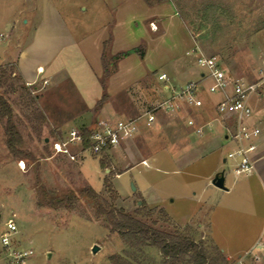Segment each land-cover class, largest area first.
Listing matches in <instances>:
<instances>
[{
    "label": "rangeland",
    "instance_id": "1",
    "mask_svg": "<svg viewBox=\"0 0 264 264\" xmlns=\"http://www.w3.org/2000/svg\"><path fill=\"white\" fill-rule=\"evenodd\" d=\"M163 5V36L161 31L153 33L147 26L142 27L132 49L138 51L129 54L131 57L123 62L119 75L106 79V92L114 97L109 96L95 112L81 94L80 89L93 87L94 78L78 47L80 44L92 57L93 73L104 74L106 64L114 72L115 64L126 56L112 60L116 54L111 52V45L99 43L96 37L87 42L82 39L112 14L98 0H0V67L14 68L10 81L15 87L11 91L7 85L0 92L5 91L10 99L14 120L24 137L25 153L16 157L9 151L4 123L0 121V255L3 253L5 263L1 238L8 231L6 222L12 219L18 228L11 236L13 243L35 251L24 264H112L110 257L114 254L133 264H171L154 246L125 244L105 218L96 216L94 200L80 193L87 185L117 208L139 214L159 226L192 223L195 230L189 233L197 240L198 223H203L208 241L217 227L223 229L225 210L221 203L214 204L222 199L210 196L209 200L198 202L197 198L199 185L216 168L228 177L234 175L230 159L224 162L231 149L230 140L224 137L225 133H232L230 117L225 118L229 128L217 136L219 141L214 147L211 138L212 133L219 132L217 126L211 129L212 133L205 129L199 135L192 127H186L180 116L158 111L159 121L154 127L141 121L135 136L100 154L84 153L79 145H71L76 156V160H71L51 149L53 140L67 139L71 128H92L101 115L127 120L151 110L164 95L158 78L151 75L167 71L164 64L185 56V50L192 46L207 56H215L229 75L258 81V69L264 59V0H163ZM37 25H41L38 34ZM70 38L81 43L66 48L56 61L67 62L66 70L46 81L48 67L46 74L26 81L19 71L20 53L26 51L33 68L40 62L46 65L50 62L49 52H43L42 47L53 43L57 48ZM140 49L143 55L139 54ZM99 53L105 59H97ZM194 63L195 56L188 59L186 68L180 67L171 75L181 82L195 80ZM209 83L207 80L204 91L200 90L204 106L191 112L205 121L216 117L215 104L221 98L208 91ZM250 103L263 120L264 81ZM38 110L47 117L41 134L32 128L36 124L33 113ZM73 196L76 200L72 203L69 199ZM61 200L63 205L58 203ZM208 222L210 229L205 225ZM94 246L99 247L96 253ZM239 254L234 260L239 259ZM241 254L246 256L245 252Z\"/></svg>",
    "mask_w": 264,
    "mask_h": 264
},
{
    "label": "crops",
    "instance_id": "2",
    "mask_svg": "<svg viewBox=\"0 0 264 264\" xmlns=\"http://www.w3.org/2000/svg\"><path fill=\"white\" fill-rule=\"evenodd\" d=\"M98 1L105 7L107 11L112 14V16L109 20L96 24L97 29L93 32H86L85 36H82V39L84 37L83 42H87L89 39L96 37L99 43H102L104 45L106 43H109V45H111L112 47L111 52L117 54L120 52L130 51L136 47L135 44L137 43L138 37H140L142 33V27L147 26L153 33L161 31L163 36V18L165 17L163 16V1H154L151 4L147 2V0ZM40 30L41 25H37L36 34H38ZM55 35H59V33ZM66 35H68V32H66ZM69 40V42H67L63 46L60 45L57 48L54 47L53 43H51L47 48L42 47L43 52L45 51V49H47L50 53H47L49 55L50 62H48L46 65H44L43 62H40L37 63L33 68L30 65L31 61H29L30 58L28 57L26 51L20 53V57L18 58L19 71L26 78V81H34L37 77L42 76V74H46V72H48V69L49 74H46L48 76L46 81L49 80L52 76L66 70L67 62L63 61L57 64L56 61L61 56V53L65 51L66 48H70L71 46H78V44L81 43L78 42V40H71V38ZM193 41L197 46V41L195 39ZM78 49L79 54L83 57L84 60L88 62L91 70H94L90 62V60H93L92 57L87 55L84 48L80 44ZM190 49L185 50V56L174 58L173 60H170L169 62L165 63L164 66H166L168 70L162 72L168 73L172 79L173 84L177 87L189 81L201 82L203 86L201 89L202 92L206 88L205 83L207 81L202 79V71L197 65L196 55H194V47L192 46ZM101 56L102 54L99 53V55H97V59H104V57ZM194 56V68H196L197 71V78L195 80L181 82L178 81V79L175 78L173 75H171V72L175 71L180 67L186 68V62L189 58H193ZM130 57L131 55H127L126 58L121 60V63L119 62V64H117L114 72H112L111 74L113 77L120 74L123 62L129 59ZM53 66L54 68H52ZM91 70L89 71V74L93 75L94 78L93 87H91V89L85 88V90H80L81 94L85 96V99L82 98L83 101H85L86 104L89 105V107H93L94 109V107L99 102L100 97L103 95L104 92H106V88L103 89L99 81L100 76L103 74L102 71H98V73H93V71ZM157 73L158 72L153 73L151 77L153 76L156 79ZM126 90L128 89H123L120 91V93H123ZM106 93L111 98L114 97L108 92ZM200 94L201 93L199 92L198 97L201 102L199 106H183L179 111L169 114H172L174 116L178 115L182 119H185V125L190 129L191 126L188 125V120L190 118H194L198 124L212 122L213 128H215L216 126L219 128V132L217 131L216 133H212L211 130V133L214 135V138H211L214 147L215 142L219 141L217 136L220 133L224 134V132L229 128L228 122L218 113L217 103L219 99L215 104L216 117L213 120L205 121L202 117L191 114L192 110L204 106V102ZM253 112L254 114L251 119L252 125L259 126L261 130L263 129V132L261 131V136L258 141V148L253 153V159L255 161L254 171L251 174L244 176H237L235 173H233L234 175L232 177H228L224 172L226 189H222L212 184V180L215 177L214 174H219V172H217L218 168H216L208 176V180L199 185L200 195L199 198H197L198 202H204L206 201L205 199H208L210 196H212V199H222L220 202H216L214 204L221 203L225 210V214L223 217L224 223L222 226L223 229L221 230L220 226L217 227L218 229L214 230V234H212L211 236L212 240L209 242L211 244L213 243L214 245H216L224 253L229 264H237L240 258L243 257V255L241 254L243 252L246 253V256L244 255V257L242 258V264H264V119L262 120L255 114L256 112L254 108ZM101 116H99L98 119L102 118L104 115L102 117ZM262 117H264V114L262 115ZM158 121L159 116L157 122ZM192 128L195 131L194 127ZM224 137L230 140V151L233 150L236 147V143L230 138L229 134L225 133ZM227 161L228 158H225L224 162ZM230 166L233 169L232 161L230 162ZM208 192L209 196L206 197V194ZM210 223L208 222L207 224H205L209 227V229L211 228ZM186 225H190L191 232L195 230V228L192 227V223H183L180 226L184 227ZM203 227V223L196 224V231L199 234L200 239L208 241L209 238L202 230ZM249 253L250 255L248 256ZM236 254H239L240 257L239 259L234 260L233 257ZM2 255H0V264H10L7 259V262H4V260L2 259Z\"/></svg>",
    "mask_w": 264,
    "mask_h": 264
},
{
    "label": "built area",
    "instance_id": "3",
    "mask_svg": "<svg viewBox=\"0 0 264 264\" xmlns=\"http://www.w3.org/2000/svg\"><path fill=\"white\" fill-rule=\"evenodd\" d=\"M194 52L196 53L197 65L202 71V79L210 81L207 86L208 91L221 95L217 103L219 115L223 118L230 117L233 120L232 133L229 135L236 143V147L228 153L227 158L233 162V171L237 176L249 175L255 168L253 153L258 148V141L261 136V128L251 123L253 108L250 99L258 93L260 83L264 81V59L258 69V81L252 82L242 77L229 75L215 56H207L197 48ZM157 78L161 83V90L164 95L151 110H147L136 118H128L127 120L112 116L97 119L91 128L90 146L87 149L83 148L82 131L71 128L67 139L65 137L58 138L50 143L52 152L76 160L71 145H79L84 153L89 151L100 154L135 136L139 131L141 121H144L147 127H154L158 120V111L174 113L183 106L196 107L200 105L198 93L203 87L201 82L189 81L177 87L166 72H160ZM188 125L194 127L199 135L204 134L205 129H213L212 122L198 124L194 118L188 120ZM21 163H23V160L20 161ZM142 164L147 166L148 162L143 160ZM21 166L23 165L21 164ZM6 227L8 231L4 232L1 238L4 254L10 264H22L35 255V251L31 247H18L13 243L11 236L18 229L14 220H8ZM243 257L240 258L237 264H242Z\"/></svg>",
    "mask_w": 264,
    "mask_h": 264
},
{
    "label": "trees",
    "instance_id": "4",
    "mask_svg": "<svg viewBox=\"0 0 264 264\" xmlns=\"http://www.w3.org/2000/svg\"><path fill=\"white\" fill-rule=\"evenodd\" d=\"M161 2L163 0H147L150 4ZM109 45V43H106ZM141 50V49H140ZM138 49L117 53L113 56L112 60H119ZM140 55L144 54L141 50ZM105 59V58H104ZM115 64V63H114ZM117 65L115 64V67ZM14 72V68L0 67V90L5 86L10 85L11 91H14V83L10 81ZM113 71L108 69L105 65V73L102 76L103 89L106 87V79L112 74ZM29 98H32L30 92L27 93ZM109 95L104 92L100 101L94 107V111L98 112L108 100ZM34 101V100H33ZM36 124L32 128L36 133L41 134L43 125L47 123V117L43 111H36L33 113ZM15 114L5 91L0 92V121L4 123V131L6 134V144L9 151L16 157L24 155V137L23 134L14 120ZM96 120L93 124H95ZM83 135V148L87 149L90 146L91 128L84 127L82 129ZM49 142L46 143V146ZM46 149H48L46 147ZM82 195H85L94 200L96 203V216L105 218L108 225L113 232H118L123 242L129 246H154L163 255V258L171 264H229L224 253L213 243L204 241L203 239L197 240L190 233V225L184 227H176L172 225L159 226L157 222H151L147 219L140 217L139 214L135 215L124 209H119L111 202L103 199L102 196L91 186L87 185L80 190ZM72 203L76 200L73 196L69 199ZM60 205L64 201H58ZM71 203V204H72ZM145 203V202H143ZM166 219L168 216L163 214ZM172 227V228H171ZM190 232V233H189ZM112 264H133L129 259L122 255L114 254L110 257Z\"/></svg>",
    "mask_w": 264,
    "mask_h": 264
},
{
    "label": "water",
    "instance_id": "5",
    "mask_svg": "<svg viewBox=\"0 0 264 264\" xmlns=\"http://www.w3.org/2000/svg\"><path fill=\"white\" fill-rule=\"evenodd\" d=\"M46 142H49V138H46ZM212 184L219 187V188L226 189L224 172L215 175V177L212 180ZM0 218H1V216H0ZM98 250H99L98 246L93 247V253H96Z\"/></svg>",
    "mask_w": 264,
    "mask_h": 264
}]
</instances>
